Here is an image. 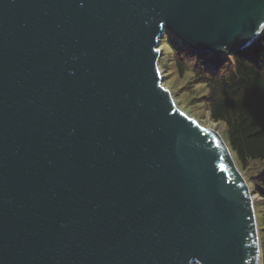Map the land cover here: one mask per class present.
<instances>
[{
  "label": "water",
  "instance_id": "95a60500",
  "mask_svg": "<svg viewBox=\"0 0 264 264\" xmlns=\"http://www.w3.org/2000/svg\"><path fill=\"white\" fill-rule=\"evenodd\" d=\"M166 30L231 54L264 0H0V264H263L227 141L163 84Z\"/></svg>",
  "mask_w": 264,
  "mask_h": 264
},
{
  "label": "trees",
  "instance_id": "16d2710c",
  "mask_svg": "<svg viewBox=\"0 0 264 264\" xmlns=\"http://www.w3.org/2000/svg\"><path fill=\"white\" fill-rule=\"evenodd\" d=\"M166 43L175 54L179 75L188 73L193 85L206 87L210 118L226 126L222 135L260 198L264 264V33L252 46L226 55L195 50L182 40Z\"/></svg>",
  "mask_w": 264,
  "mask_h": 264
},
{
  "label": "rangeland",
  "instance_id": "374dc122",
  "mask_svg": "<svg viewBox=\"0 0 264 264\" xmlns=\"http://www.w3.org/2000/svg\"><path fill=\"white\" fill-rule=\"evenodd\" d=\"M175 35L166 30L163 39L160 41L159 48L162 55L159 60L160 69L164 76L163 84L170 88L176 104L186 111L189 115L195 116L200 123L205 126H212L226 136V126L221 122H215L210 118L209 110L206 107L204 95L207 89L204 85H193L190 74L179 75L171 47L166 43L172 39L174 42H181ZM245 175V174H244ZM247 179V177H246ZM248 180V179H247ZM257 214L261 222L262 208L259 205L260 198L253 192Z\"/></svg>",
  "mask_w": 264,
  "mask_h": 264
},
{
  "label": "bare ground",
  "instance_id": "6f19581e",
  "mask_svg": "<svg viewBox=\"0 0 264 264\" xmlns=\"http://www.w3.org/2000/svg\"><path fill=\"white\" fill-rule=\"evenodd\" d=\"M254 198V197H253Z\"/></svg>",
  "mask_w": 264,
  "mask_h": 264
}]
</instances>
